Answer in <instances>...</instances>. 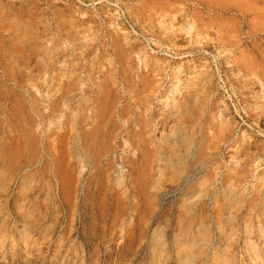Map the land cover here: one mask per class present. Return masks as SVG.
Here are the masks:
<instances>
[{"label":"rangeland","instance_id":"1","mask_svg":"<svg viewBox=\"0 0 264 264\" xmlns=\"http://www.w3.org/2000/svg\"><path fill=\"white\" fill-rule=\"evenodd\" d=\"M0 264H264V0H0Z\"/></svg>","mask_w":264,"mask_h":264}]
</instances>
